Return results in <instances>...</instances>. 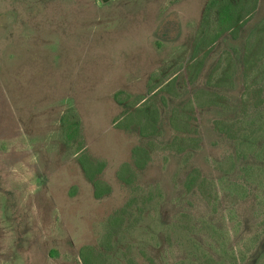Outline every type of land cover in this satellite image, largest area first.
Wrapping results in <instances>:
<instances>
[{
  "label": "rangeland",
  "instance_id": "1",
  "mask_svg": "<svg viewBox=\"0 0 264 264\" xmlns=\"http://www.w3.org/2000/svg\"><path fill=\"white\" fill-rule=\"evenodd\" d=\"M210 1L0 0V264H264V0L199 67Z\"/></svg>",
  "mask_w": 264,
  "mask_h": 264
},
{
  "label": "trees",
  "instance_id": "2",
  "mask_svg": "<svg viewBox=\"0 0 264 264\" xmlns=\"http://www.w3.org/2000/svg\"><path fill=\"white\" fill-rule=\"evenodd\" d=\"M258 0H211L207 7V26L205 28L203 37L201 39L202 43L209 44L207 50L204 52L202 56V60L196 61L198 55L194 57V62L197 64L200 63L199 67L203 64V58L206 57L208 50L226 33H232L234 37L237 36L240 28L244 26L246 22H248L249 17L253 14V12L257 8ZM154 89H151L150 92H153ZM156 93V92H155ZM154 93V94H155ZM152 94V95H154ZM128 97H130L127 94ZM147 97H140L137 100L135 106L139 107L142 103L147 101ZM122 101V100H121ZM74 115V120L68 122V118L70 115ZM127 117L124 119L126 120ZM123 121L122 119H118L116 121L117 124ZM62 122L65 124L64 127V138L66 142L71 143L75 140L80 139L81 137V120L79 116L75 113V111H71L66 114L62 118ZM217 125H224V122H216ZM222 131H224L223 128ZM82 141H80V147L82 146ZM133 153L135 156V164L139 168H144L147 162L150 159L148 151L140 146H137L133 149ZM80 162L82 164L83 169L85 170L87 177L94 183L95 186V196L97 198H101L104 194L110 192V187L107 185L103 190L100 187L103 184L101 180L97 178V175L102 171L104 164L97 163V165L87 156L81 157ZM122 173L125 171L131 172L132 170L129 165H124L122 169ZM122 175V174H121ZM121 177H124L123 175ZM125 181L130 182L131 179L122 178ZM193 176L189 175L186 181V186L190 189L192 184ZM90 250L88 247L82 249V256L84 258V263L89 264L87 258L85 257V252Z\"/></svg>",
  "mask_w": 264,
  "mask_h": 264
}]
</instances>
